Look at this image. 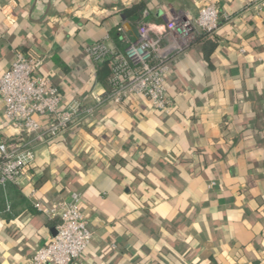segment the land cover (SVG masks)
I'll return each instance as SVG.
<instances>
[{
  "label": "crops",
  "instance_id": "crops-1",
  "mask_svg": "<svg viewBox=\"0 0 264 264\" xmlns=\"http://www.w3.org/2000/svg\"><path fill=\"white\" fill-rule=\"evenodd\" d=\"M142 2L139 16L122 12ZM210 4L219 27L168 77L169 115L133 97L39 141L11 128L0 97V143L35 152L19 185H0V264H29L57 235L44 211L72 193L94 235L74 264H264V9L249 0H0V79L23 52L67 103L94 106L108 89L88 47L109 37L123 48L117 27L134 40L141 22L195 18Z\"/></svg>",
  "mask_w": 264,
  "mask_h": 264
},
{
  "label": "built area",
  "instance_id": "built-area-1",
  "mask_svg": "<svg viewBox=\"0 0 264 264\" xmlns=\"http://www.w3.org/2000/svg\"><path fill=\"white\" fill-rule=\"evenodd\" d=\"M249 2L264 9V0ZM219 20L218 8L210 4L195 18L175 14L157 27L141 22L134 40L124 27H117L116 35L123 48L112 45L109 37L87 48L93 61H107L111 67L110 88L95 96L96 105L87 108L80 102L67 103L52 76L41 73V60L19 52L0 79L7 122L20 134H35L40 141L63 135L92 117L96 106L123 105L133 97H143L155 110L169 115L174 104L168 96V77L200 35L217 31ZM42 118L47 119L45 123L39 120ZM34 160L32 146L0 143V185H19ZM44 212L58 220L57 235L35 252L29 264H74L94 239L82 210L81 194L72 193L69 202L60 201Z\"/></svg>",
  "mask_w": 264,
  "mask_h": 264
},
{
  "label": "trees",
  "instance_id": "trees-1",
  "mask_svg": "<svg viewBox=\"0 0 264 264\" xmlns=\"http://www.w3.org/2000/svg\"><path fill=\"white\" fill-rule=\"evenodd\" d=\"M145 7H146V4L142 2V3L134 4V5H131L128 7H124L122 9V12L129 18L137 17L143 12ZM209 36H215V35H214V33L213 34H204L202 36V38L209 37ZM53 62L57 68L62 69L65 72L69 71L68 64L65 63L64 61H62L59 57H57V56L53 57ZM96 77H97V81L99 84H101L103 87H105L107 89L110 88L111 67L107 61L102 63V65L100 66V68L98 69V71L96 73ZM124 105L128 106L129 102H125L123 104V106ZM90 133H92V132H90ZM48 139L50 140L53 138H48ZM106 139H107V137H106ZM13 185L14 184H6V185H2V186H3V188H6L8 186H13ZM178 262L179 261H176V264H178Z\"/></svg>",
  "mask_w": 264,
  "mask_h": 264
}]
</instances>
